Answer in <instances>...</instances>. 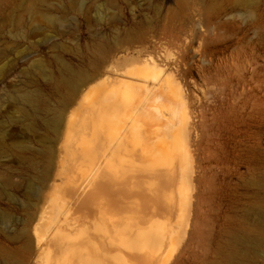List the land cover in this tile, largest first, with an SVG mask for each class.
<instances>
[{"label": "rangeland", "instance_id": "obj_1", "mask_svg": "<svg viewBox=\"0 0 264 264\" xmlns=\"http://www.w3.org/2000/svg\"><path fill=\"white\" fill-rule=\"evenodd\" d=\"M135 66L163 69L192 106L197 181L184 239L168 224L173 263L264 264V0H0V264H48L39 253L82 202L65 176L82 102Z\"/></svg>", "mask_w": 264, "mask_h": 264}, {"label": "bare ground", "instance_id": "obj_2", "mask_svg": "<svg viewBox=\"0 0 264 264\" xmlns=\"http://www.w3.org/2000/svg\"><path fill=\"white\" fill-rule=\"evenodd\" d=\"M153 68L147 75L132 67L128 72L136 81L119 92L92 88L83 100L86 116L75 124L80 133L68 135L66 155L73 171L65 175L71 190L84 187L77 197L82 202L70 207L65 222L45 242V254L39 255L46 256L48 264H174L176 251L170 247L177 235L168 224L174 214L180 218L175 230L184 239L197 181L190 152L195 125L189 97L187 104L166 84L164 70ZM69 79L67 85L77 90L85 80L78 73ZM150 89L154 91L148 97ZM57 202L55 208L61 210L64 202ZM79 213L80 221L75 222L72 215ZM261 237L264 246V234Z\"/></svg>", "mask_w": 264, "mask_h": 264}]
</instances>
